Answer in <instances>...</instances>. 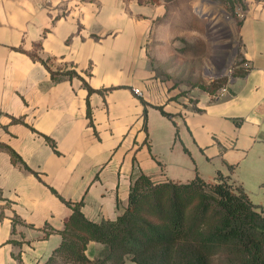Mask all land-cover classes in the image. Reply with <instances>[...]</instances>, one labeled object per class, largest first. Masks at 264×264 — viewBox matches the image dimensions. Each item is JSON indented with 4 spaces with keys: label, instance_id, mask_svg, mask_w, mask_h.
Masks as SVG:
<instances>
[{
    "label": "crops",
    "instance_id": "0c3cea01",
    "mask_svg": "<svg viewBox=\"0 0 264 264\" xmlns=\"http://www.w3.org/2000/svg\"><path fill=\"white\" fill-rule=\"evenodd\" d=\"M174 1L0 0V145L23 160L0 146V264L48 261L72 214L61 198L83 200L94 222L116 219L139 174H221L264 210V0L235 10L245 75L176 99L148 49ZM69 71L93 92L58 75Z\"/></svg>",
    "mask_w": 264,
    "mask_h": 264
},
{
    "label": "trees",
    "instance_id": "16d2710c",
    "mask_svg": "<svg viewBox=\"0 0 264 264\" xmlns=\"http://www.w3.org/2000/svg\"><path fill=\"white\" fill-rule=\"evenodd\" d=\"M224 2L231 12L241 3ZM51 73L54 80L59 79ZM245 73L242 66L235 76ZM58 75L81 78L75 71ZM197 86L215 95L226 81ZM144 118L146 124L147 109ZM0 146L14 162H23L13 149ZM61 199L72 214L60 231L61 244L44 264H126L127 260L136 264H264V210L221 174L215 181L196 176L188 182H160L139 174L131 184L127 208L114 220L94 222L85 216L83 200ZM18 222L14 219L13 233ZM93 242L102 248L92 259L87 251Z\"/></svg>",
    "mask_w": 264,
    "mask_h": 264
},
{
    "label": "rangeland",
    "instance_id": "374dc122",
    "mask_svg": "<svg viewBox=\"0 0 264 264\" xmlns=\"http://www.w3.org/2000/svg\"><path fill=\"white\" fill-rule=\"evenodd\" d=\"M211 6L222 11L221 18L231 21L219 26L217 37L209 34L213 19L206 8ZM240 22L239 13L229 11L224 0H175L166 5L148 49L157 77L168 86L173 99L208 93L197 85L211 87L219 81L227 85L235 77L244 64L239 55Z\"/></svg>",
    "mask_w": 264,
    "mask_h": 264
},
{
    "label": "bare ground",
    "instance_id": "6f19581e",
    "mask_svg": "<svg viewBox=\"0 0 264 264\" xmlns=\"http://www.w3.org/2000/svg\"><path fill=\"white\" fill-rule=\"evenodd\" d=\"M206 11L208 14H210V16L213 19V23H212L211 28L209 30V34L212 37H217V35H218L217 30H218L219 26L224 25L225 22H227V21H230V18L226 17V16L221 18L220 16L222 14V11L219 8L214 7V6L206 8ZM208 74H210V76H211L212 72H210Z\"/></svg>",
    "mask_w": 264,
    "mask_h": 264
},
{
    "label": "built area",
    "instance_id": "2783aa9c",
    "mask_svg": "<svg viewBox=\"0 0 264 264\" xmlns=\"http://www.w3.org/2000/svg\"><path fill=\"white\" fill-rule=\"evenodd\" d=\"M134 92H135V94H137V95H141V94H142L141 91H140L139 89H134Z\"/></svg>",
    "mask_w": 264,
    "mask_h": 264
}]
</instances>
